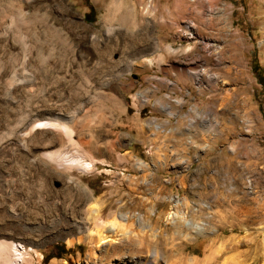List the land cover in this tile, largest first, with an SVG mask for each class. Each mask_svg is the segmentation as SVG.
Returning <instances> with one entry per match:
<instances>
[{"label": "rangeland", "instance_id": "374dc122", "mask_svg": "<svg viewBox=\"0 0 264 264\" xmlns=\"http://www.w3.org/2000/svg\"><path fill=\"white\" fill-rule=\"evenodd\" d=\"M95 201L262 264L264 0H0V243L88 264L72 225Z\"/></svg>", "mask_w": 264, "mask_h": 264}, {"label": "bare ground", "instance_id": "6f19581e", "mask_svg": "<svg viewBox=\"0 0 264 264\" xmlns=\"http://www.w3.org/2000/svg\"><path fill=\"white\" fill-rule=\"evenodd\" d=\"M27 125L29 127V124ZM61 129L71 138L72 130L70 127L62 124ZM50 158L67 172L77 170L82 176L91 174L95 166L99 164L106 165L104 162L93 163L90 161V163H84L79 159L68 160L60 154ZM138 167L142 169L145 166L143 167V164H138ZM73 181V179L69 180L70 183ZM92 197H94L93 193L89 194L86 201L93 200ZM95 202L91 203L90 207L84 211L82 218L72 225L76 233L83 235L82 239L90 245L86 258L88 264H96V262L101 264L105 262L106 264L111 263V261L113 264H210L214 256L218 255L217 252L220 253L222 251L220 248L215 251L213 250L210 256H206L203 260L198 257L190 258L188 255H185V250L179 243L182 238L177 232L181 231L176 230L173 234L168 235L170 232L168 229L160 233L152 229L146 230L145 221L142 216H139V219H137L138 228L135 231L130 229V231L129 228L122 224L128 221L127 216L118 215L113 211H111L110 215L112 219L105 223L103 221L105 208L101 207L100 201ZM144 207V204H139L137 209L142 211ZM177 215V213H171L169 214V218L174 220ZM90 224L95 225L96 229L93 231L89 230L87 226ZM258 233L260 236H264V232ZM202 246L193 248L192 253L194 256L197 255V252L202 251ZM260 246L261 262L264 264V241ZM21 251L22 248L18 245L15 246L1 237L0 264H31L25 258L26 255ZM64 264L68 263L64 262Z\"/></svg>", "mask_w": 264, "mask_h": 264}]
</instances>
